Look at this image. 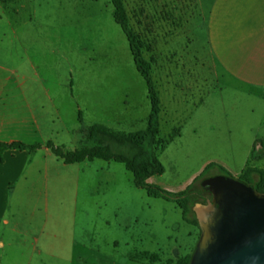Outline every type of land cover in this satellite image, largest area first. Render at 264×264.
<instances>
[{
    "label": "rangeland",
    "instance_id": "374dc122",
    "mask_svg": "<svg viewBox=\"0 0 264 264\" xmlns=\"http://www.w3.org/2000/svg\"><path fill=\"white\" fill-rule=\"evenodd\" d=\"M124 3L169 111V116L161 114L167 146L159 155L166 171L151 183L183 191L210 163L236 177L248 167L264 170V95L249 97L219 87L203 29L208 0ZM0 18L3 27L39 26L40 36L49 31L51 45L60 49L46 64L64 69L66 77L64 88L31 90L24 86V63L12 65L17 71H3L0 141L51 140L74 150L91 126L126 133L141 127L132 112L137 104L145 111L147 86L113 18L112 0H0ZM202 75L205 107L199 106ZM173 88L185 97L178 92L180 100L174 99ZM182 98L193 115L181 128L187 115ZM173 133L178 137L170 138ZM4 157L0 210L14 199L24 212L17 227L35 240L33 264H175L194 252L200 229L182 219L176 204L136 189L123 165L102 160L68 165L49 150H8ZM219 174L212 170L196 186ZM68 239L72 249L66 247L63 257L59 245ZM4 252L6 261L13 260L9 250ZM25 261L18 257L12 264Z\"/></svg>",
    "mask_w": 264,
    "mask_h": 264
},
{
    "label": "crops",
    "instance_id": "0c3cea01",
    "mask_svg": "<svg viewBox=\"0 0 264 264\" xmlns=\"http://www.w3.org/2000/svg\"><path fill=\"white\" fill-rule=\"evenodd\" d=\"M203 1L205 2V0ZM208 2L206 24L204 21L203 29L206 35L207 50L219 71V87L222 90L244 94L249 97L264 95V0H208ZM39 29V26L18 27L9 24L3 27L0 25V76L3 71H17L12 65L19 60L25 65V76L23 78L25 81L24 86L27 89L49 90L50 87L56 85L64 88L65 70L61 71L54 65L46 64V60L55 54L60 47L55 43L51 45L49 31L40 36ZM21 32L23 35L20 34ZM4 65L10 68L7 69ZM199 81L201 87L199 90L202 97L199 106L205 107V75H202ZM173 89L175 91L174 99L179 101L178 92L182 91L178 88ZM181 94L184 98V93ZM183 98L181 101L187 108L184 109L187 111V115L180 121L181 128L191 120L193 115V111L188 110ZM162 105V113L165 117L169 116V111L163 103ZM145 106V111H142V106L140 107L138 104V109H133L132 116L138 124H141V127L131 132L147 128L151 112L148 86ZM198 107L195 106L196 109ZM44 150L48 149L38 152ZM204 170L205 166L202 171ZM63 212L65 211L63 210ZM23 214L24 212L18 207L17 201L14 199L6 204H1L0 264L4 262L12 264L13 260L18 257H25L26 261L21 264H33L32 258L35 254H38L33 236L20 233V228L17 227ZM63 229L66 230V223L64 222ZM38 242L40 241L38 240ZM40 246L43 245L40 244ZM59 247L60 255L65 257L66 247L68 249L72 247L71 239H68L67 242L63 241L62 246L59 245ZM4 250H9L13 260H5ZM42 255L44 254L42 253Z\"/></svg>",
    "mask_w": 264,
    "mask_h": 264
},
{
    "label": "trees",
    "instance_id": "16d2710c",
    "mask_svg": "<svg viewBox=\"0 0 264 264\" xmlns=\"http://www.w3.org/2000/svg\"><path fill=\"white\" fill-rule=\"evenodd\" d=\"M112 5L113 18L126 35L137 71L148 86L151 112L147 128L126 133L113 130L104 125H94L87 129L84 143L74 150H68L65 146L57 145L53 141L32 144L20 141L11 143L0 141V165L5 162V151L18 150L37 153L43 149L50 150L57 158L68 165L96 160L121 164L126 171L131 173L133 186L136 189L144 191L152 199H161L176 204L181 209L182 219L199 229L197 210L208 204L209 197L204 198V196L208 193L207 186L209 183L238 184L264 194V170L248 167L239 177H236L216 163L208 164L205 170L186 189L180 192L169 191L151 183L153 177L161 176L166 171L159 155L167 146L166 140L161 134L163 105L153 79L152 62L145 57V44L131 25L124 0H112ZM175 137L177 136L173 133L170 138L174 139ZM214 169L218 170L220 174L207 178L205 184L198 188L197 183L204 177L206 178ZM255 174L258 175L257 180L254 178ZM192 254L180 258L175 264H190Z\"/></svg>",
    "mask_w": 264,
    "mask_h": 264
},
{
    "label": "water",
    "instance_id": "95a60500",
    "mask_svg": "<svg viewBox=\"0 0 264 264\" xmlns=\"http://www.w3.org/2000/svg\"><path fill=\"white\" fill-rule=\"evenodd\" d=\"M212 200L197 210L200 238L190 264H264V194L209 183Z\"/></svg>",
    "mask_w": 264,
    "mask_h": 264
},
{
    "label": "flooded vegetation",
    "instance_id": "af4514ba",
    "mask_svg": "<svg viewBox=\"0 0 264 264\" xmlns=\"http://www.w3.org/2000/svg\"><path fill=\"white\" fill-rule=\"evenodd\" d=\"M208 194L209 196H204V198H208L209 197V200L208 201H211L212 200V194L210 191H208Z\"/></svg>",
    "mask_w": 264,
    "mask_h": 264
}]
</instances>
